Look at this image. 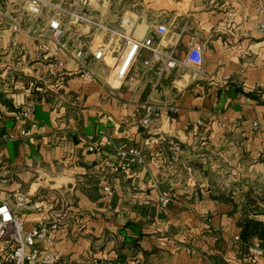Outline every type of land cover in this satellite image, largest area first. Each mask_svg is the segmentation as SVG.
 Segmentation results:
<instances>
[{"label": "crops", "instance_id": "0c3cea01", "mask_svg": "<svg viewBox=\"0 0 264 264\" xmlns=\"http://www.w3.org/2000/svg\"><path fill=\"white\" fill-rule=\"evenodd\" d=\"M110 1L79 10L108 29L128 17L139 41L153 36L156 43L154 28L162 24L167 34L160 48L179 57L196 36L202 75L162 73L155 61L144 67L151 53L141 51L126 81L111 87L107 80L114 81L109 74L121 52L114 39L102 63L87 62L92 83L79 77L73 59L54 63L52 44L38 39L47 13L35 35L24 32L12 48L14 7H3L0 198L25 231L40 222L58 225L52 251L62 263L264 264V256L247 252L252 242L264 245V232L247 243L240 239L244 220L264 226V37L255 30L264 20V0ZM104 35L97 34L98 44ZM148 103L160 106L162 116L157 126L143 128L138 111ZM27 108L31 114L21 118ZM31 126L29 138L19 137ZM127 147L140 149L144 166L117 157ZM104 187L112 190L110 203ZM163 194L170 197L166 206ZM17 196L24 207L15 206ZM11 249L0 242V264Z\"/></svg>", "mask_w": 264, "mask_h": 264}, {"label": "built area", "instance_id": "2783aa9c", "mask_svg": "<svg viewBox=\"0 0 264 264\" xmlns=\"http://www.w3.org/2000/svg\"><path fill=\"white\" fill-rule=\"evenodd\" d=\"M90 0H0V13L2 8L12 6L14 20L11 25L10 46L18 48V36L24 34L35 35L36 27L40 18L47 13L49 20L45 29L38 34V39H47L52 44L54 53V63H61L65 58L73 59L80 66L79 77L92 83L96 82L95 75L87 70L86 64L89 60L102 63L106 53L113 48L114 39L121 44V52L117 54V60L111 67L109 76L114 81L107 84L111 87L113 82L119 85L123 84L132 69L133 63L141 51H149L151 60L143 63L144 67H150L151 61L161 62V72L168 70H190L196 75H202L203 44L196 36L190 38V45L183 57H179L175 50H162L160 41L167 34L166 26L160 24L154 28L157 42L154 37L149 36L139 41L131 35V23L129 18L121 16L118 26L115 29H108L102 24L94 21L88 14L79 10L80 7L89 5ZM259 11L263 13L262 7L258 6ZM228 23L232 24V15H228ZM259 36L264 37V20L255 26ZM101 34L104 32L102 41L94 45L90 34ZM90 39V40H89ZM160 78L157 79L158 83ZM118 85V86H119ZM167 111L175 114L176 108L168 107ZM32 112L27 108L20 113V117L26 119ZM162 109L160 106L148 103L144 105L138 114L140 116L139 124L143 128L157 126L161 120ZM198 125H202L198 122ZM254 128L257 124H253ZM31 126L23 129L19 133L21 138L31 136ZM97 144H91L89 152H94ZM117 157L125 160L128 164L134 166H144L145 156L136 147L119 148L116 150ZM5 183V181H3ZM104 200L111 202L112 190L110 187L102 189ZM15 206L22 208L26 205L22 197H16ZM170 202V197L163 194L160 197L162 206ZM58 225L40 222L31 230L25 231L21 218L8 204L7 199L0 198V242L12 244V249L6 254V264H27L40 261L41 264H67L58 260L52 251V232L57 230ZM238 241V238H235ZM41 247H37V244ZM247 252L252 258H261L264 256V245L259 242H252L247 246Z\"/></svg>", "mask_w": 264, "mask_h": 264}, {"label": "trees", "instance_id": "16d2710c", "mask_svg": "<svg viewBox=\"0 0 264 264\" xmlns=\"http://www.w3.org/2000/svg\"><path fill=\"white\" fill-rule=\"evenodd\" d=\"M241 227L240 239L243 243H247L252 237L262 238L264 226L253 220H244Z\"/></svg>", "mask_w": 264, "mask_h": 264}, {"label": "rangeland", "instance_id": "374dc122", "mask_svg": "<svg viewBox=\"0 0 264 264\" xmlns=\"http://www.w3.org/2000/svg\"><path fill=\"white\" fill-rule=\"evenodd\" d=\"M93 1H94V0H90V1H89V3H88V4H89V7H88V8H90V4H91V2H93ZM114 1L116 2L117 0H111L109 4H113ZM85 7H87V5H86ZM83 11H84V10H83ZM123 13H124V12H122V14H123ZM120 16H121V15H120ZM91 33H92V31H91ZM92 37H93V33L90 34V39H91V40H92ZM90 39H89V40H90ZM93 39H94L95 42L98 44V43H99V40H100V37H98L97 34H96V35L93 37ZM97 44H96V45H97Z\"/></svg>", "mask_w": 264, "mask_h": 264}]
</instances>
